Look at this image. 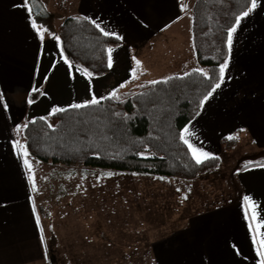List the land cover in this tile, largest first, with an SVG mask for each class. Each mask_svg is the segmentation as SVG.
I'll return each mask as SVG.
<instances>
[{
	"label": "crops",
	"instance_id": "obj_1",
	"mask_svg": "<svg viewBox=\"0 0 264 264\" xmlns=\"http://www.w3.org/2000/svg\"><path fill=\"white\" fill-rule=\"evenodd\" d=\"M22 4L23 0H0V91L5 93L8 106L7 111L0 110V264H49L47 246L56 240L57 228L52 229L55 218L45 223L50 230L47 235L41 216L50 212L35 200L42 191L39 167H33L30 179L23 163L25 151L17 145L13 129L27 119L47 117L53 109L103 98L118 87L127 88L134 78L151 81L161 72L168 77L194 69L191 18L182 22L185 13L190 15V8L182 0H77L69 15L79 14L98 23L100 29L122 42L112 48L108 73L92 78L64 60L53 33L18 6ZM235 27L225 83L184 127L191 133L185 134L189 143L209 158L219 156L221 164L225 156L221 140L236 132L239 143L252 145L258 152L256 157L264 160V0H257V7ZM134 68L140 72L135 77ZM176 70L182 74L174 73ZM33 88L41 89L42 94L29 104L27 97ZM47 164L40 168L56 172L60 203L66 196L62 184L69 170ZM218 171L220 166L197 179H209ZM234 175L235 196L229 202L189 215L186 227L176 225L173 234L152 245L157 264H259L257 245L260 233H264L260 227L264 224V164L238 168ZM163 181L178 185L175 193L184 192L181 196L187 199L186 194L190 196L194 190L176 182L179 180Z\"/></svg>",
	"mask_w": 264,
	"mask_h": 264
},
{
	"label": "trees",
	"instance_id": "obj_2",
	"mask_svg": "<svg viewBox=\"0 0 264 264\" xmlns=\"http://www.w3.org/2000/svg\"><path fill=\"white\" fill-rule=\"evenodd\" d=\"M252 0H194L190 6L191 42L195 58L205 67L206 79L195 69L188 75L128 82L86 107L62 108L47 117L27 119L23 149L42 163L66 167L112 169L119 172L192 181L216 170L219 156L197 164L181 132L200 112V101L219 78V65L229 58L228 31ZM58 38V39H57ZM54 39L65 61L92 78L109 71L108 49L122 42L105 36L88 18L72 14L56 28ZM134 77L140 72L134 68ZM116 95L113 96L112 93ZM41 89L27 99L37 101ZM238 132L221 140L224 153L239 144ZM264 164L255 157L239 169ZM49 264H55L52 256Z\"/></svg>",
	"mask_w": 264,
	"mask_h": 264
},
{
	"label": "rangeland",
	"instance_id": "obj_3",
	"mask_svg": "<svg viewBox=\"0 0 264 264\" xmlns=\"http://www.w3.org/2000/svg\"><path fill=\"white\" fill-rule=\"evenodd\" d=\"M41 1L51 14L56 11V26L72 12L77 3V0ZM193 1L182 0L185 7L187 5L189 8ZM188 17L191 18L185 13L183 24L186 18L188 21ZM192 64L195 70L205 73V67L196 58L191 61ZM176 71L174 73L182 74ZM152 77L151 81H156L166 76L161 72ZM24 123L13 129L21 150H24ZM257 155V150L243 141L233 151L225 153L218 174L210 175L209 179L193 181L62 165V168H68L69 174L62 184L66 186V196L60 203L57 197L60 194V180L54 174L56 172L51 173L49 167L40 168L45 163L29 155H23V163L30 179L33 167H39L38 173L42 178L39 187L42 191L35 200L45 211L50 212L48 216H41L47 235L50 230L45 223L55 218L56 225H52V229L57 228L54 233L56 240L47 246L49 256L56 260L55 264H157L158 257L151 250L152 245L162 236L173 234L177 227H186L190 222L189 215L229 202L235 196V170ZM163 180H179L176 182L191 185V190H194L190 196L186 194L187 199L181 196L184 192L175 193L178 185ZM88 222L96 224L90 226Z\"/></svg>",
	"mask_w": 264,
	"mask_h": 264
},
{
	"label": "snow or ice",
	"instance_id": "obj_4",
	"mask_svg": "<svg viewBox=\"0 0 264 264\" xmlns=\"http://www.w3.org/2000/svg\"><path fill=\"white\" fill-rule=\"evenodd\" d=\"M35 0H32V3L34 4ZM20 7H24L28 12L29 14L31 15L32 13V7L30 6V0H23V4L22 5H18ZM257 7V0H252L251 2V6L248 7L247 11L243 12L241 15L237 16L236 17V23L237 25L239 24L240 20L243 18V17H246L249 15V13H251L255 8ZM95 23V22H94ZM32 26L35 28L36 27V24L35 22H33ZM96 27L97 28H100V25L97 23L96 24ZM101 31H103V34L105 36H108L110 35L109 32L107 31H104L103 29H101ZM236 31V27H232L231 29H229L228 31V46H229V51L231 50V44H232V36H233V33ZM119 38V37H118ZM58 39V38H57ZM112 49H108V52H109V67H111V64H112V57H111V53H112ZM67 62V61H66ZM139 63V62H137ZM229 68V60L226 59L222 64L219 65V78H218V82L215 83V85L212 87L211 91H209L207 93V95H205L203 97V99L200 101V106L201 108L203 107V105L208 101V99L213 95V93L216 92L217 89L221 88L222 84L225 83V80H226V70ZM194 71H200L198 69L194 70ZM202 76H204L206 79H211V77H208L206 73H203L201 71L200 73ZM185 75H188L187 73H185ZM151 83L155 84V83H158V81H151ZM38 89L37 88H33L32 89V92H37ZM113 96L116 95L115 92L112 93ZM5 100V93H3L2 91H0V110H3V111H7L8 110V106L7 104L4 102ZM29 104H32L34 103V100L33 99H29L27 101ZM100 101L93 97V99L91 101H89L88 103L89 104H92V105H95V104H98ZM88 106L87 104H73L71 105L72 108H81V107H86ZM63 109H53V112L55 111H62ZM197 115H199V113H197ZM191 123V122H190ZM189 134V136L191 135V133L189 132V128H185L183 129V131L181 132V140L189 147V149L191 150L192 154H193V159L195 160V162L197 164H200L203 162V160L200 158L201 156L204 157V159H207L209 158L208 157V154L207 153H204V152H199L198 149H196L195 147H193V145L191 143H189V139L186 138V135L185 134ZM17 145H18V142H16ZM25 155H27V153L25 152ZM25 164L28 165V161L25 160ZM29 168H30V165H29ZM245 199L247 200L248 197H245ZM260 227H264V224H261ZM260 241L257 245V255L259 256L260 260H259V264H264V233H260ZM254 243H256L255 239H254Z\"/></svg>",
	"mask_w": 264,
	"mask_h": 264
},
{
	"label": "water",
	"instance_id": "obj_5",
	"mask_svg": "<svg viewBox=\"0 0 264 264\" xmlns=\"http://www.w3.org/2000/svg\"><path fill=\"white\" fill-rule=\"evenodd\" d=\"M30 6L32 7L31 17L33 20L45 27L48 31H51L54 35L56 28L54 26V16L44 6L41 0H35L34 4L30 0Z\"/></svg>",
	"mask_w": 264,
	"mask_h": 264
}]
</instances>
